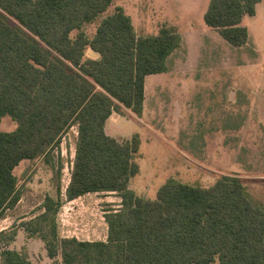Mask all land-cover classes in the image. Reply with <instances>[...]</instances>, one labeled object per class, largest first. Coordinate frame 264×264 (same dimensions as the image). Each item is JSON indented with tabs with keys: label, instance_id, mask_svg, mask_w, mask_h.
Masks as SVG:
<instances>
[{
	"label": "trees",
	"instance_id": "1",
	"mask_svg": "<svg viewBox=\"0 0 264 264\" xmlns=\"http://www.w3.org/2000/svg\"><path fill=\"white\" fill-rule=\"evenodd\" d=\"M114 0H0V219L22 196L15 167L42 157L53 170L55 196L45 195L41 213L26 223L47 255L62 264H264V204L255 201L237 175L222 174L207 187L168 178L151 199L137 195L129 179L139 166L137 134L117 139L104 125L120 107L140 115L145 77L166 70L181 44L173 25L137 34ZM261 0H209L204 23L229 43L248 39L242 25ZM100 18L90 37L86 25ZM75 32L74 34H72ZM90 48L97 57L86 56ZM76 125L70 177L61 185L55 149ZM89 192H116L107 208L106 240H80L58 233L62 204ZM14 231L0 230V264H34L10 248Z\"/></svg>",
	"mask_w": 264,
	"mask_h": 264
},
{
	"label": "rangeland",
	"instance_id": "2",
	"mask_svg": "<svg viewBox=\"0 0 264 264\" xmlns=\"http://www.w3.org/2000/svg\"><path fill=\"white\" fill-rule=\"evenodd\" d=\"M209 0H114L102 14L120 5L130 15L137 34L156 33L163 25H175L181 44L167 59L163 72L148 74L144 84L143 109L113 110L120 121L108 122L117 139L137 134L138 172L129 179L137 195L155 198L170 177L200 186H210L222 174L237 175L252 198L264 204V0L255 15H245V44L236 46L218 30L204 23ZM100 18L86 25L91 37ZM73 32L72 34H74ZM86 56H94L86 49ZM114 121V119H112ZM16 126L2 116L0 130ZM77 129L73 125L55 149L61 157V185H67L74 156ZM22 196L0 219V230L14 231L9 247L34 264H62L61 255H47L38 234L30 235L26 223L43 211L45 195L55 196L53 170L42 157L22 160L14 169ZM116 192H93L65 201L56 217L62 237L104 238L107 208H118ZM7 239L2 238L0 248Z\"/></svg>",
	"mask_w": 264,
	"mask_h": 264
},
{
	"label": "crops",
	"instance_id": "3",
	"mask_svg": "<svg viewBox=\"0 0 264 264\" xmlns=\"http://www.w3.org/2000/svg\"><path fill=\"white\" fill-rule=\"evenodd\" d=\"M259 3V2H258ZM257 3V4H258ZM257 4H256V6H257ZM255 13H256V11H255ZM255 15V14H254ZM94 52V51H93ZM172 54V53H171ZM170 54V55H171ZM169 55V56H170ZM98 56V54L96 53V52H94V56H92V57H97ZM169 56H168V58H169ZM167 58V59H168ZM166 62H167V60H166ZM147 76V75H146ZM146 78V77H145ZM120 118H121V115H117V117L114 115V111L110 114V116L106 119V121H105V125H104V128H105V131H106V133L107 134H109V135H111L110 133H109V131H108V122H115V123H117V122H119L120 121ZM112 119H114V121H112ZM112 136V135H111ZM114 137V136H113ZM116 138V137H115ZM90 193H93V192H89V193H86V194H83V195H81V196H79V197H77V198H74V199H72V200H67L68 202H72L73 200H75V199H78V198H81V197H84V196H86L87 194H90ZM103 212V215H102V218L104 219V212L105 211H102ZM104 222H105V219H104ZM104 232H105V235H104V238H102V239H94V240H106V237H107V224H106V222H105V227H104ZM83 240H89V239H83Z\"/></svg>",
	"mask_w": 264,
	"mask_h": 264
}]
</instances>
